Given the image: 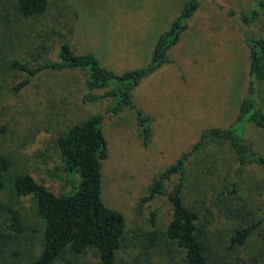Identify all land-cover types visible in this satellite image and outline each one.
<instances>
[{
  "label": "rangeland",
  "instance_id": "obj_1",
  "mask_svg": "<svg viewBox=\"0 0 264 264\" xmlns=\"http://www.w3.org/2000/svg\"><path fill=\"white\" fill-rule=\"evenodd\" d=\"M15 1L0 0V4L8 8ZM188 1L49 0L42 16L19 23L23 31L19 47L0 60V112L7 114L2 122L8 129L9 149L25 158L28 170L54 192L64 187L54 172L60 162L53 140L93 110L102 113L107 155L101 160V199L122 214L125 234L156 229L164 237L172 207L166 196L144 199L148 187L191 149L203 130L234 122L250 78L244 33L264 36V13L251 25H243L239 15L253 8L264 12V0H198L185 30L168 50V60L139 79L130 91V103L118 115L106 110L112 100L94 101L97 104L82 100L86 92L103 95L112 86L86 90L78 69L34 78L14 89L26 73L9 67L7 60L16 57L33 65L37 60L56 59L65 36L76 53H92L100 65L121 75L147 65L158 36ZM54 103L66 104L63 123H55L48 114ZM138 116L146 119V142ZM246 140L264 155L263 130L247 128ZM231 183L252 212V222L256 221L264 214V170L256 164L240 166L227 143L207 140L187 160L181 198L188 208L205 206L209 211L208 236L224 264H264V223L244 243L230 245L238 223L227 216L218 196ZM65 191L70 193L72 188ZM8 193L1 192L2 198L7 200ZM17 199L36 224L34 200L27 195ZM157 251L153 264H166L163 246ZM137 252L122 246L116 259L131 260Z\"/></svg>",
  "mask_w": 264,
  "mask_h": 264
},
{
  "label": "trees",
  "instance_id": "obj_2",
  "mask_svg": "<svg viewBox=\"0 0 264 264\" xmlns=\"http://www.w3.org/2000/svg\"><path fill=\"white\" fill-rule=\"evenodd\" d=\"M48 3L49 0H16L8 7L11 11L0 4V60L19 47L23 36L19 23L42 16ZM198 6V0L185 4L170 26L160 33L149 62L142 68L115 74L100 65L92 53H76L69 40L62 36L56 59L37 60L33 65L16 57L7 60L9 67L26 73L24 80L14 85V89L26 86L34 78L41 80L42 76L58 71L78 69L83 74L86 90L112 86L103 95L86 92L82 100L87 103L112 100L106 110L118 115L122 107L130 103V91L139 79L168 60V50L178 41L187 20ZM11 12L15 15L13 18ZM228 13L233 14L232 11ZM263 13L253 8L242 12L239 21L243 25H251L260 20ZM245 32L250 78L234 122L224 128L203 130L191 149L160 172L148 187L144 199L166 196L172 207L164 237L156 229H137L125 234L122 214L103 203L101 160L107 155V143L100 127L102 113L93 110L84 120L67 126L53 140L60 162L54 167V172L64 187L54 192L36 173L28 170L25 158L10 151L6 136L8 129L2 122L7 114L2 115L1 111L0 264H53L57 261L64 264H153L155 251L161 246L165 251L166 264H224L225 260L212 246L208 236V225L212 220L209 211L205 206H198V209L186 207L181 190L187 160L207 140L227 143L240 166L256 164L264 170V155L246 140L247 128L264 131V36ZM2 69L0 64V72ZM48 114L55 123H63L67 114L66 104H52ZM138 120L146 142L149 135L146 119L138 116ZM67 187H71L72 192H66ZM4 190L9 191L7 200L1 196ZM22 195L34 200L36 224L30 222L17 199ZM218 197L227 216L238 223L230 237V245L244 243L252 230L264 223V214L252 222V212L237 193L234 183L225 185ZM201 210L206 214L200 213ZM30 239H34L33 244H30ZM122 246L137 248L138 252L131 260L116 259V251Z\"/></svg>",
  "mask_w": 264,
  "mask_h": 264
}]
</instances>
